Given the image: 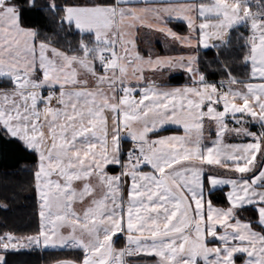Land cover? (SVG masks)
<instances>
[{
  "label": "snow or ice",
  "instance_id": "obj_1",
  "mask_svg": "<svg viewBox=\"0 0 264 264\" xmlns=\"http://www.w3.org/2000/svg\"><path fill=\"white\" fill-rule=\"evenodd\" d=\"M130 3L0 0V157L31 172L38 197L37 230L0 234V264L45 248L74 252L53 264H125L139 254H154V264H264V19L248 0ZM242 22L251 28L242 62L261 82L245 83L227 60L219 61L226 80L208 81L190 50L210 38L227 46ZM73 25L93 32L94 43L81 39L70 54L42 36L45 27ZM142 28L159 32L166 51L169 40L181 45V54L161 55L150 42L141 49ZM165 69H184L190 82L145 75ZM167 125L184 132L162 135ZM220 186H230L225 204L213 195ZM86 197L81 215L74 202Z\"/></svg>",
  "mask_w": 264,
  "mask_h": 264
},
{
  "label": "trees",
  "instance_id": "obj_2",
  "mask_svg": "<svg viewBox=\"0 0 264 264\" xmlns=\"http://www.w3.org/2000/svg\"><path fill=\"white\" fill-rule=\"evenodd\" d=\"M33 20H41L40 15H33ZM248 22H242L229 29L228 44L215 45L213 47L199 49L197 55L199 70L205 74L210 82L226 80V73L219 61L227 60L233 75L241 78H249L250 63L242 62V56L247 51L244 37L250 35ZM42 36L52 46L68 51H79L81 39L89 44L94 43L91 33H81L72 27L48 26L42 29ZM182 76L175 75L173 82L181 81ZM245 79V80H246ZM10 86V85H9ZM128 143H124L127 145ZM30 163V162H29ZM11 173V175H6ZM213 195L218 197L219 204H225L224 190H214ZM251 216V213H246ZM255 218V217H253ZM37 198L32 187V174L30 171H18V161L14 156L0 157V234L11 231L16 235L32 234L37 230ZM72 250L65 249H36L31 252H23L13 255L14 264H52L55 260L71 258ZM148 258L138 256L134 263H142Z\"/></svg>",
  "mask_w": 264,
  "mask_h": 264
},
{
  "label": "crops",
  "instance_id": "obj_3",
  "mask_svg": "<svg viewBox=\"0 0 264 264\" xmlns=\"http://www.w3.org/2000/svg\"><path fill=\"white\" fill-rule=\"evenodd\" d=\"M147 2H148V0H131V3L129 6H138L139 7V6H143ZM204 2H209V0H204ZM199 22L200 21H197V24H199ZM169 26L173 27L174 30H177V31L183 30V34H187L186 24H177L176 22H173ZM73 27H74V25H73ZM86 33H91L94 37L93 32H86ZM195 35L198 36V33H195ZM139 36H140V39L138 40L137 43L141 49L147 48L148 43L150 42L152 47L155 49V51L160 53L161 55H164V54L179 55V54H181L182 46L179 44H175V43L171 42L170 40H169V46H170L171 50L166 51L165 50V42H164L165 38L159 32H156L154 30H149L147 28H142V29H140ZM227 37H228V34H227ZM227 37H226V39H227ZM194 44H195V41H194ZM221 44H222L221 41L217 40V43H214L213 45L208 46L206 48H209V47H212L215 45H221ZM203 49H205V48H203ZM188 51H189V49H184L185 53H187ZM190 51L192 52L193 55H196V51H197L196 46L194 48H192ZM250 67H251V65H250ZM145 75L148 76L149 78L155 80V81H166L167 84L170 86H181V85H184V84L190 82L189 81V74H187L184 69H176V70H166L165 69V70H160V71L146 70ZM175 75L182 76L181 81H179V82L171 81V78ZM247 82L260 83L261 81L258 78H253L249 75V78L245 80V83H247ZM233 87L242 88L243 85L237 83ZM225 89L227 90L226 84H225ZM136 95L138 96V93H136ZM228 122H229V125L232 126L231 121L229 120ZM204 127H205V137L207 138L209 135V126L207 123H205ZM166 128L168 129V131L162 132L161 133L162 135L183 134V132H184L183 128L180 126L167 125ZM253 130H256L255 126L253 127ZM193 133H194V130H193ZM211 136L213 138L215 137L214 126L211 128ZM129 140L130 139H125L122 137V144L128 143ZM205 142L208 143V140L206 139ZM229 142H236V141H229ZM209 146H210V144H209ZM221 171H223V170H221ZM87 179H88V182L91 183L93 186L96 185L95 179H91V180L89 178H87ZM83 183H84V181H76L75 186L77 188H82ZM217 190H224V193L226 196L227 191L230 190V186H220L219 189H217ZM96 191L101 192V190H99L98 188ZM88 203H90V201L86 200V199L83 202L77 200L74 202V204H75L74 206H75L76 210L82 215L83 210L88 206ZM245 217H247L246 213H244L242 216H240L241 219H244ZM116 236L119 237V239L114 237V247L116 249H121V248L125 247L126 241L123 237V234L117 233ZM138 256L139 257L144 256L148 259H147V261H144L142 263H134L133 259L138 257ZM157 259L158 258L154 254H152V255L139 254V255L134 256V257H129L126 255L124 257L125 264H154V262ZM239 259H240V257L237 258V264H239Z\"/></svg>",
  "mask_w": 264,
  "mask_h": 264
},
{
  "label": "rangeland",
  "instance_id": "obj_4",
  "mask_svg": "<svg viewBox=\"0 0 264 264\" xmlns=\"http://www.w3.org/2000/svg\"><path fill=\"white\" fill-rule=\"evenodd\" d=\"M209 2H214V0H209ZM230 2H231V0H230ZM248 7H249V10H250V12H252L253 14H257V18H259V19H264V0H248ZM248 27H249V29H250V35H251V28H250V22H248ZM235 26V25H234ZM196 33H198L199 34V30H198V28H197V32ZM217 40L218 39H214V38H210L209 39V42H208V46H211V45H213L214 43H217ZM207 46V47H208ZM206 48L203 44H199V45H197L196 46V49H197V51H196V56L198 55V50L199 49H201V48ZM213 47V46H212ZM202 48V49H203ZM216 83H218V82H216ZM226 87H227V85H226ZM123 138H125V139H130V137L129 136H127V135H124L123 136ZM128 145V144H127ZM127 145H125V146H127ZM90 180L91 179H94V178H89ZM75 184H76V182H74V186H75ZM102 195V192H98V191H96V197L98 198L99 196H101ZM36 198H37V200H38V197L36 196ZM86 200H88V198L86 197L85 198ZM75 205V204H74ZM74 208H75V206H74ZM76 209V208H75ZM45 249H47V248H45ZM201 263H202V261H201ZM53 264V263H52Z\"/></svg>",
  "mask_w": 264,
  "mask_h": 264
},
{
  "label": "built area",
  "instance_id": "obj_5",
  "mask_svg": "<svg viewBox=\"0 0 264 264\" xmlns=\"http://www.w3.org/2000/svg\"><path fill=\"white\" fill-rule=\"evenodd\" d=\"M226 90V89H225ZM42 94H44V95H46L47 94V92H46V90H44L43 92H42ZM130 144V140L128 141V145Z\"/></svg>",
  "mask_w": 264,
  "mask_h": 264
}]
</instances>
